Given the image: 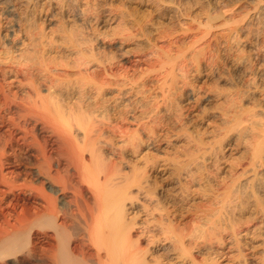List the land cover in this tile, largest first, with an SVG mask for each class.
<instances>
[{"label":"bare ground","instance_id":"bare-ground-1","mask_svg":"<svg viewBox=\"0 0 264 264\" xmlns=\"http://www.w3.org/2000/svg\"><path fill=\"white\" fill-rule=\"evenodd\" d=\"M40 1H49L52 3L53 0H0V93L6 94L2 84V77H10L13 83L21 84V78L18 79V75L21 72L26 74L27 71L25 72V70H28L27 75H30V72L33 71L31 70L29 72L30 69L39 68L38 72L42 69V73L43 70H48L52 73L56 69H60L61 73L59 74L65 76L64 79L67 80L69 86H71V82L73 86V83L76 82L72 81L71 77L74 75L79 76L83 69L88 68V64H85V62L77 63L69 57L71 60L56 62L53 67L47 65V58L43 59L40 57L42 59L40 64L38 63L39 61L36 62L38 59L32 60L33 56H30L31 59L28 60L27 55H25V53H29L27 52L29 51L28 49L33 50L35 53L40 52L43 57L51 49L62 50L64 56H73L78 53L82 55L84 53L81 50V46L76 42H61L63 41L60 34L61 30L58 32V36L61 38L56 39L55 43H48L49 45L44 42L47 41L44 40V35L39 39L31 29H29L30 31L28 30L29 33L28 31H23L26 23H23L21 8L23 6H30L31 4L36 5ZM154 1V5L157 4L154 8L158 6L157 8L160 11L167 10L170 11V14L173 11V13L179 14L181 17H188L191 21L189 23H196V28L193 26L191 28L190 26L192 30H200L199 28L202 26L207 30L205 34H208L212 28L219 30L216 39H223L224 41L216 42H223L224 44L222 50L226 53V65L230 74H218L217 79L231 85L230 87L228 86L229 89L226 92H218V89L215 90L217 91L216 93L213 92L214 95L212 91L209 92V90L213 89H209L207 94L205 93L206 91L203 92L205 98L206 95H209V97L214 96L219 101L222 99V102L227 105L225 108L222 107L219 109L216 114L219 116L220 121L218 120L219 123L214 127L213 132L211 131L214 133L213 140L205 141L202 136L198 137L200 135L194 136V133H192L193 130H189L191 133H187L186 131L190 137L184 132L186 134L184 135L186 137L188 136L187 141L190 138L191 141H189L193 144L189 143L192 147L194 145L196 147L194 148L196 150L193 149L194 153H191V147L189 149L191 151L189 156L186 154L188 152L185 151L187 158L185 157L180 160L177 158H173L172 160L166 159V161H162L158 166L157 164L154 165L157 166L155 170L161 173L162 176L170 179V182L172 181L177 185L180 184L182 178H189L185 175L190 174L189 172L193 165H198L199 163L205 165L212 160L214 164L216 161L215 158L218 160L223 157L225 161L223 159V161L220 160L217 162L219 164L218 168H216L218 170L217 177L219 181L210 190L211 192H208L210 194L206 192L205 197L202 195L206 198L205 202L192 213V223L186 227H180L174 222L171 216L172 212L165 208V203L163 204L164 206L161 205L163 200L161 199V201L158 195L155 194L157 190L154 191V189L156 187L152 188V190L147 184V179H145V182L140 179L141 177L137 179V175L133 177L136 174V168L133 171L134 174L132 172L129 174H132V176H129L127 172L123 173L125 171L124 169H120L124 165L122 164L124 161H121L122 163L118 161L119 163L116 162L117 164H115L112 158H109V162L107 161L105 163L103 161L102 146L104 143L101 144V140L104 138V131L102 129L103 127H99L100 124L97 125L99 121H95L96 114L94 116L92 113V117L87 111L86 113L88 114L85 115L86 117H83L79 112L82 111L84 113L86 111H84L85 107L83 108L81 106L83 109L81 108L79 110L80 107L78 108L74 104L79 112L77 109L72 111L69 105L67 112L63 109L52 112L48 107L50 104H47V96L41 93V90L38 89L39 86L36 88L34 84H28L32 85L29 87H34V89L30 88L32 94H28L30 97H27L26 101H24L25 99L22 100L24 104L20 102L22 106L24 105V108L26 107L25 110L27 109L26 115L29 114L28 108H30V110H35V115L32 111L30 112V114H33L31 116H35V119L37 117H40V119L47 117L46 122L49 123V126H53V129L52 127L50 128V131L51 129L53 130L51 133L55 132L53 136L56 134L55 136L59 140L57 142L61 144V146L58 145L60 147L59 150L61 149L68 155V157H64L67 155H63V158L71 160V162L70 160L67 161L71 163V166L73 165V169L78 178L87 184L89 192L91 193L90 198L92 199L91 201L90 199L84 198L83 193L80 192L78 194L72 186L74 190L72 192L78 195L74 202L75 206L72 207L73 209L68 206L70 210H65L61 213L62 210H59L56 205L60 197L58 196L59 199L57 200L58 197L56 195L61 192L67 193L71 189V185L69 184L70 186H68V183H65L66 179L64 177L61 179L62 181H59V177L55 175L54 177L49 172L48 180L52 181V185H49L50 193H45L46 191L40 188V192L44 191L41 195L44 197L45 209L39 210L37 215H35L36 218L34 217L33 220L34 223L37 222V225L42 226V228L44 227V230L45 227L46 230L48 228L51 232L48 239L51 237L55 238L58 251L51 255L52 262H50L52 264H252L248 263L246 258L243 257L242 249H246L252 254V259L255 261V264H264V115H262L264 113V58L259 59L255 68L248 66L254 49V41L250 39L251 28H249V25L255 19L258 20L257 25H261L259 22L264 25V0H203V8L200 7L202 5L199 3L200 0ZM224 1H227V5L231 8L237 7L244 2L249 5V8H245L246 10L243 14L235 12L229 13V10H223V7L219 8ZM189 3H192V5L188 6ZM198 6L202 10L197 14L193 9ZM61 9L63 8L61 7ZM192 10L195 12L194 15L191 13ZM176 14L175 16H177ZM72 17L70 15L69 19ZM171 17H174V15L171 14ZM62 27V33L70 36V33L67 31V26L63 25ZM186 30H189L188 27ZM192 40H194V44L200 42L199 40L195 41V38ZM17 41H22L23 48L20 46L18 49L21 51L20 54L15 53V50L11 48V45L15 42L17 43ZM119 48L123 49L125 47L121 44ZM164 55L166 56V52ZM196 56L198 55L194 54L193 58H196L198 61V57ZM197 61L196 63H198ZM36 63L39 64H37V67H35ZM199 64L195 65L199 67ZM178 65L179 62H175L171 56H166L165 59L160 61L159 69L164 70L166 75L162 78L163 80L159 85V90L170 101L180 93L181 98L184 100L185 98L190 99L191 103H195V105L192 104L194 107L196 104L198 106V103L204 97L201 95L202 93L199 94V88H197L199 89L198 92L186 78L179 75L177 72ZM203 68L205 69L200 67L196 68L197 75L195 77L211 79L212 76H216V71H218L213 70L214 68ZM23 73L21 74L22 76ZM42 73L40 74L42 75ZM218 73L220 72L218 71ZM239 73L242 76L243 74L247 76L248 78L246 79L248 80L245 82ZM89 77H92V75ZM53 86L49 89L53 90ZM15 99H11L8 94L4 98V102L9 103L11 100L15 106L16 104L19 105L18 102L15 104ZM190 102L188 101L187 103ZM20 106L17 107L21 108ZM68 107L66 106V108ZM24 108L22 109L24 110ZM99 109L101 110L102 108ZM23 113L22 116L24 117L25 114ZM208 113L207 108H203L200 114H195H198L197 116L200 122H205ZM69 114H73L72 116L76 119H73L74 121L72 119L70 120L68 118L70 116ZM74 114L79 116L75 117ZM66 116L67 118L64 120ZM92 118H95L94 121ZM67 119L74 122V124H71ZM183 130L185 129L180 131ZM123 132L126 134L125 130ZM132 138L133 136L129 140H132ZM107 142H105V145L110 143L109 140ZM136 142L130 144L134 145ZM140 143L142 144L143 142ZM189 145H185L187 149ZM61 150L60 152L63 153ZM121 151L123 150L121 149ZM228 153L234 155V160H231V162L226 158ZM137 156L139 157L136 160L139 162L145 158L144 153L143 155ZM129 159L130 157L127 159V162ZM132 161L134 163L133 159ZM125 165L127 166V164ZM190 177L192 181L193 176ZM142 178L144 179V177ZM54 181L59 182V185L62 184L60 189L54 187ZM0 182L4 183L7 181L0 177ZM13 187H15V183L11 184L10 189ZM40 189H37V192ZM174 194L172 193L171 196ZM60 214L61 216H59ZM25 217L21 219V223L28 222L25 223L26 225H22L23 227H20L21 229L0 238V251H13L16 248L22 251L30 244V239L33 235V226L27 225L33 222L30 220L32 222L30 223L27 220L30 218L28 214V218ZM69 220L72 221L71 226L67 225ZM77 235H82L87 245L94 249L93 254L87 255L85 250L80 253L76 252L79 245L75 243L78 241ZM217 245L220 248L224 246L233 249L236 248L238 253L234 254V258L230 261L220 262L226 256L225 251H220L217 255L210 256V253L213 251L212 249L214 246L217 247ZM12 264H17V262L13 260Z\"/></svg>","mask_w":264,"mask_h":264},{"label":"rangeland","instance_id":"rangeland-1","mask_svg":"<svg viewBox=\"0 0 264 264\" xmlns=\"http://www.w3.org/2000/svg\"><path fill=\"white\" fill-rule=\"evenodd\" d=\"M199 3L200 5L202 4L199 6L203 8L204 1L202 0L201 2L200 0ZM154 4V0H53L52 3L49 1H40L36 5L31 4L30 6H23L21 8L23 23H26L23 31L25 30L26 32L31 29L39 39L44 35V40H47L44 42L50 44L55 43V40L59 39L58 32L61 30L60 34L63 40L61 42H76L84 52L82 55L78 53L73 56H64L62 50L51 49L43 57L40 52V54L37 52L38 55L35 56L37 53L28 49L29 51L27 52L29 53L26 54L24 52L28 60L33 56L32 60L38 59L36 62L39 61L38 63L40 64L42 61L40 57L43 59L47 58V65L53 67L56 62L72 58L77 63L85 62V64H88V68L83 69L82 76L78 73L79 76L74 75L71 77L72 81L76 82L73 83V86L72 82L70 83L71 86H69L67 80L64 79L65 76L59 74L61 73L60 69H54L55 71L52 73L48 70H43L42 73V69L38 72L39 68H35L29 70V72L33 70L30 72V75H27L28 70L24 69L27 73L21 72L18 75V79L21 78V84L13 83L10 77H7L8 79L2 77V84L6 94L0 93V95L2 94L0 96V177L4 178L7 182H0V238L14 233L16 230L21 229L20 227H23L22 225H26L25 223L28 222L22 224L21 219H24L25 216L27 217V214L30 217L27 220L30 223L33 222L27 226H33L32 233L34 236H31L30 244L22 251H19L17 248L13 249V251H0V264H12L13 260L17 264H52L51 255L58 251L55 238L51 237L48 239L51 235L48 228L46 230L45 227L44 230V227L42 228V226L37 225V222L34 223L33 220L39 210L45 209L44 197L41 195L44 191H40L43 188L46 191L45 193H50L49 185H52V181L48 180L49 172L53 176L59 177V181L64 177L66 179L65 183H68V186L71 185V189L69 188L70 190L67 193L61 192L56 195V197H60V199L59 197L57 198L59 201H57L56 205L59 210H62V212L60 211L61 213L65 210H70L69 207L73 209L72 207L75 206L74 202L78 196L75 195L77 193H83L84 198L92 201L87 184L78 178L73 169V165L71 166V160L63 158V155L67 154L61 149L64 154L60 152L59 146L61 144L57 142L58 138H56V134L53 136L55 132L51 133L53 126H49V123L46 122L47 117L40 119V117L36 116L37 118L35 119V116H31L33 114H30L31 111L34 113L35 110H30V108H28L30 115H26L27 109L25 110L26 107L24 108V105H21L23 103L22 100L25 99L24 101H26L27 97H30L29 95L32 94L30 91L34 87L37 88L39 86L38 89L41 90V93L47 96V104H50L48 107L52 112L58 109H63L67 112L69 105L72 111L77 109L76 106L78 108L80 107L79 110L85 107L84 111H86L84 113L82 111L79 112L77 109L83 117H86L85 115L88 114L86 113L87 111L91 116L93 114L95 116L96 114L95 121H99L97 125L100 124L99 127H103V133L105 134H103L105 141L103 139L101 140V144L104 143L102 146L103 161L106 163L109 158H112L115 164L118 161L120 163L124 161L122 163L124 165L121 164L124 168L121 166L120 169H124L125 171L123 173L127 172L128 175L136 168V174L133 172V177L137 175V179L141 177L140 179L145 182V179H147V184L151 189L156 187L154 189V191L157 190L155 194L158 195L160 200H163H161L163 202L161 205L165 203V208L172 212L171 216L174 222L180 227H186L192 223V213L205 202L206 198H204V195H206V192H211L210 190L217 185L216 183L219 181L217 177L218 170L216 169L219 164L217 162L220 160L223 161V157L218 160L215 158L216 161L214 159V164L212 160L205 165L200 163V165H193L189 172V175L193 176L192 181L189 175H185L189 178H182L180 184L177 185L172 181L170 182V179L162 176L155 169L162 161H166V159L172 160L173 158H177L180 160L184 159L186 154L189 156L191 153H194L193 149L196 148L194 147L195 145L192 147L191 144L193 143L190 142V138V141H187V137L189 136L187 133H191L192 130L194 136L200 135L198 137L202 136L205 141L213 140L214 133H212V130L220 121L219 116L216 114L219 109L222 107L225 108L227 105L222 102V99L219 101L214 96L209 97V95H206L205 98L203 92L206 91L205 93L207 94L209 89H213L209 90L212 93H216L217 91L215 90L217 89L218 92H226L229 89L228 86H231L229 83H224L217 79L218 74H230L226 65L227 56L222 50L224 44L223 42H216L224 40L216 39V35L219 33L217 28H212L208 34H205L207 30L203 26L199 28L200 30H192L190 26L191 28H196L197 24L193 22L189 23L190 19L188 17H181L179 14L173 13V11H171V14L174 17H171L170 11H160L157 8L158 6L154 8L157 5ZM190 5L192 3H189L188 6ZM199 6L193 9L197 14L202 10H200ZM220 6L219 8L223 7V10H229V13L235 12L241 14L249 8V5L245 2L237 7L231 8L227 5V1H224ZM193 10L191 13L194 15L195 12ZM175 14L177 16L179 15V17L175 16ZM68 15L73 17L69 19ZM253 21L249 25V28H251L250 39L254 41L253 56L248 65L250 68H255L259 59L264 58V25L261 22H259L261 24L260 26L259 24L257 25L258 20L256 19ZM63 25L67 26V31L70 33V36L62 33ZM187 27L189 30H186ZM252 31L255 32L252 33ZM193 38H195V41L199 40L200 42L194 44ZM119 44L124 45L125 48H119ZM11 46L15 50V53H21L18 49L20 46L23 48L22 41H17V43L15 42ZM165 52L166 56H171L175 62H179L177 68L179 75L186 78L193 87L200 89V92L199 89L197 91L199 94L202 93L201 95L204 98L201 99L202 102L200 101L198 106L196 104L194 107L192 104L195 105V103H191L190 99L185 98L184 100L181 98L180 93L170 101L159 90V85L163 80L162 78L166 75L164 70L159 69L160 61L166 57L164 55ZM194 54L198 55L196 56L198 57V61L196 58H193ZM38 63L35 64V67L39 65ZM195 64H199V67L202 69H205L203 67H208L207 69L214 68L213 70H218L220 73L216 71V76H212L211 79L195 77L197 75L196 68H199ZM23 67L25 66L23 65ZM22 73L23 76L21 75ZM90 75L92 77H89ZM239 75L242 76L241 73ZM242 77L245 82L248 80L246 79L248 77L244 76V74ZM24 83L26 85L34 84L35 86L29 87L32 85L26 86ZM51 86H53V90L49 89ZM8 94L11 99L16 98L15 104L18 102L19 105L16 104L15 106L11 100V104L10 102H4V98ZM129 101H132V103H129ZM188 101L190 103H187ZM73 108L75 109L73 110ZM99 108L102 109L100 110ZM203 108H207L209 113L206 115L205 122H200L197 115L202 112ZM22 112H24L23 114L26 117L22 116ZM69 115L71 116V118L70 116L68 117L70 120L72 119L74 121L76 119L72 116L73 114ZM74 116L79 115L74 114ZM66 118L67 116L64 120ZM95 118H92L93 121ZM67 121L69 120L67 119ZM71 124H74V122H71ZM51 127L52 129L50 131ZM181 128L185 130L180 131L182 130ZM124 130L126 134H124ZM181 132L183 134L180 135ZM184 132L188 135L187 137ZM131 136L135 140L133 138L129 140ZM106 139L110 142L108 145H105V142L108 141ZM131 141L133 143L137 142L131 145ZM140 142L143 143L141 144ZM185 145H189L188 149ZM135 147L136 149H134ZM191 147L192 152L189 151ZM43 153L45 154L43 155ZM143 153L145 156L143 161L140 160L141 162H139L136 160L139 157L137 155H143ZM64 157H68V155ZM129 157L131 160H134V163L130 159V162L129 160L127 162ZM233 157L234 155L232 153H228L226 158L231 162V160H234ZM67 160H70V162ZM156 164L157 166H154ZM129 176H132V174ZM210 176L212 177L210 178ZM14 183L15 187L10 189L11 184ZM54 183V187L60 189L62 184L59 185V182L55 181ZM72 186L77 193L72 192ZM37 189H40L38 190L39 193ZM168 193L175 194L171 196ZM71 222L69 220L67 225L71 226ZM77 238L78 241L75 243L79 245L76 252L80 253L85 250L87 255L93 254L94 249L87 245L82 235H77ZM214 248L210 256H215L220 251L226 252V256L220 262L230 261L234 258V254L238 253L236 248L233 249L227 246L223 247L224 250L218 245L217 247L214 246ZM242 250L243 257L246 258V261L255 264L249 250Z\"/></svg>","mask_w":264,"mask_h":264},{"label":"snow or ice","instance_id":"snow-or-ice-1","mask_svg":"<svg viewBox=\"0 0 264 264\" xmlns=\"http://www.w3.org/2000/svg\"><path fill=\"white\" fill-rule=\"evenodd\" d=\"M125 95H127V93H125ZM129 103H132V101H129ZM135 107V105H134ZM145 107H147V105H145ZM262 115H264V113H262Z\"/></svg>","mask_w":264,"mask_h":264}]
</instances>
